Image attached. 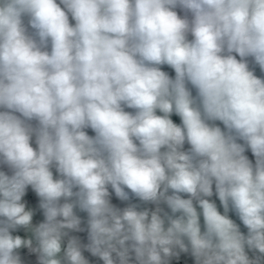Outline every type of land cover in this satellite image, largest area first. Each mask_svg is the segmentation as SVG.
<instances>
[{
    "label": "clouds",
    "instance_id": "9594fccd",
    "mask_svg": "<svg viewBox=\"0 0 264 264\" xmlns=\"http://www.w3.org/2000/svg\"><path fill=\"white\" fill-rule=\"evenodd\" d=\"M0 264H264V0H0Z\"/></svg>",
    "mask_w": 264,
    "mask_h": 264
},
{
    "label": "crops",
    "instance_id": "0c3cea01",
    "mask_svg": "<svg viewBox=\"0 0 264 264\" xmlns=\"http://www.w3.org/2000/svg\"><path fill=\"white\" fill-rule=\"evenodd\" d=\"M166 70H168V71H170L171 72V70L170 69H166ZM258 71V74H259V70H257ZM178 119V118H177ZM249 155H250V153H249ZM250 158H251V155H250Z\"/></svg>",
    "mask_w": 264,
    "mask_h": 264
}]
</instances>
